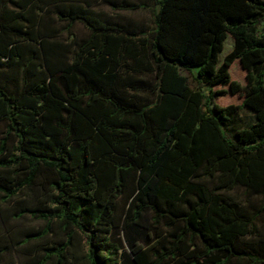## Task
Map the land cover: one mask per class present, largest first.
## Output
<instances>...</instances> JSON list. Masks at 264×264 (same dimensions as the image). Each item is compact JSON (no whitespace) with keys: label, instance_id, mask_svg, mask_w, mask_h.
<instances>
[{"label":"trees","instance_id":"trees-1","mask_svg":"<svg viewBox=\"0 0 264 264\" xmlns=\"http://www.w3.org/2000/svg\"><path fill=\"white\" fill-rule=\"evenodd\" d=\"M101 2L0 0V264H264V0Z\"/></svg>","mask_w":264,"mask_h":264},{"label":"rangeland","instance_id":"rangeland-1","mask_svg":"<svg viewBox=\"0 0 264 264\" xmlns=\"http://www.w3.org/2000/svg\"><path fill=\"white\" fill-rule=\"evenodd\" d=\"M131 1H136L138 2L139 0H131ZM91 4L93 7L97 9H102L104 11H108V8L105 6L101 0H90ZM153 6L157 7V4L154 3L152 4ZM121 14L125 16L126 18L133 19V20H143V21H148L150 17V12L148 10H142V9H136V10H131V11H121ZM75 30L78 35H82L85 33V29L82 27L80 24L75 25ZM231 42V38L227 37L226 40L224 41V47L223 50L220 52L219 56L222 57L224 53H226L229 50V43ZM229 73L230 77L234 80H236L239 84H244L245 82V71L242 69L240 66L239 62L235 60L231 66L229 67ZM212 90H224L225 92L221 94V97L219 99V102L221 104H238L242 100V95L239 94H232L230 93L228 86L227 85H216L211 87ZM238 118H239V125H244L247 122L250 121L251 119V112L245 108L240 109L238 113ZM236 125V124H235ZM231 130H227L226 132L229 134ZM242 190L240 188L235 189L233 193L238 194L240 197L244 198V196L241 195ZM250 201L255 205L258 206L259 200L257 197H252ZM258 224L261 226H264V216L260 218L258 221ZM150 235L153 234L152 229L147 228ZM135 240L136 242L144 245L145 244V239L143 235L136 234L135 235ZM124 240V250L128 251V245L126 243V239L123 237ZM121 264H127L125 260L122 261Z\"/></svg>","mask_w":264,"mask_h":264},{"label":"crops","instance_id":"crops-1","mask_svg":"<svg viewBox=\"0 0 264 264\" xmlns=\"http://www.w3.org/2000/svg\"><path fill=\"white\" fill-rule=\"evenodd\" d=\"M229 47H230V43H229Z\"/></svg>","mask_w":264,"mask_h":264}]
</instances>
